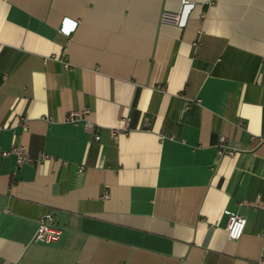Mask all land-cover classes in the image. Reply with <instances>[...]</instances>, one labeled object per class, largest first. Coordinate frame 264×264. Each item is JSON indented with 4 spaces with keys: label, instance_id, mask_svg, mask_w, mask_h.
<instances>
[{
    "label": "crops",
    "instance_id": "crops-1",
    "mask_svg": "<svg viewBox=\"0 0 264 264\" xmlns=\"http://www.w3.org/2000/svg\"><path fill=\"white\" fill-rule=\"evenodd\" d=\"M187 1L0 0V264H264V0Z\"/></svg>",
    "mask_w": 264,
    "mask_h": 264
},
{
    "label": "built area",
    "instance_id": "built-area-1",
    "mask_svg": "<svg viewBox=\"0 0 264 264\" xmlns=\"http://www.w3.org/2000/svg\"><path fill=\"white\" fill-rule=\"evenodd\" d=\"M182 5L187 4V0H180ZM162 21L164 23L169 24H179L181 20V12H170V11H164L161 17ZM65 66H69L65 63ZM89 109L85 108L83 110H77V111H71L67 114L65 121L77 125H81L82 128L86 132H91L94 134V140L99 141L100 135L98 134V130L96 129L95 123L90 120L87 116L89 114ZM148 123H145V126H147ZM131 130V118L129 116H125L123 118L122 127L115 128L111 130V135L114 139H117V137L120 134H128ZM226 142V138L224 136L220 137V143L217 147V151L219 154H221L224 148V144ZM235 151L228 149L226 150V153L229 155H233ZM0 155L1 156H8V155H14L16 165L20 166L25 162H31L32 160L28 157L26 153V148L23 146H12L8 150H3L0 148ZM46 157V156H45ZM82 171V169H80ZM108 194L104 193L102 198H107ZM247 223V219L239 214H232L229 216L228 224L226 227V235L227 238L231 241H237L241 238V236L244 233L245 226ZM63 233V228L58 224L56 217L48 212L43 214L37 222V228L35 230V233L33 235V242L38 244H54L57 243L60 240V237Z\"/></svg>",
    "mask_w": 264,
    "mask_h": 264
}]
</instances>
